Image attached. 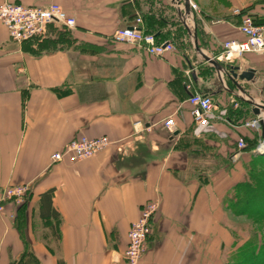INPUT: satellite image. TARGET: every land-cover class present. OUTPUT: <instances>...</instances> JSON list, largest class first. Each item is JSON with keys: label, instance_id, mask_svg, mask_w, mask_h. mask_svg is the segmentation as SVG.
I'll return each instance as SVG.
<instances>
[{"label": "crops", "instance_id": "0c3cea01", "mask_svg": "<svg viewBox=\"0 0 264 264\" xmlns=\"http://www.w3.org/2000/svg\"><path fill=\"white\" fill-rule=\"evenodd\" d=\"M5 1L58 3L77 26H50L44 36L18 43L0 21V189L30 186L24 202L8 203L0 214V264H128V232L151 201L159 208L139 264H224L234 243L224 197L251 156L238 141L259 142L262 128L242 122L254 106L237 96L233 76L197 52L188 30H197L200 47L216 59L224 41L244 39L234 9L264 22V3L222 0L229 4L225 15L201 8L198 24L193 15L185 26L183 0H169L179 8L178 41L165 34L172 25L159 6L167 0L0 5ZM138 17L144 30L172 40L174 50L153 56L114 42V30ZM218 61L254 69L252 81L237 82L256 101L264 95V53ZM194 92L214 100L205 125L193 120ZM170 117L172 129L164 124ZM80 135L107 136L112 144L85 160L51 161ZM48 190L56 214L44 216L41 195Z\"/></svg>", "mask_w": 264, "mask_h": 264}, {"label": "built area", "instance_id": "2783aa9c", "mask_svg": "<svg viewBox=\"0 0 264 264\" xmlns=\"http://www.w3.org/2000/svg\"><path fill=\"white\" fill-rule=\"evenodd\" d=\"M179 5L182 3L179 2ZM191 8L195 12L198 6L191 1ZM234 15L240 16V31L244 39H230L223 42L222 52L217 57L221 62L232 63L242 58L247 53H264V22H258L248 13H242V9H234ZM0 21L8 31L9 37L14 42H23L44 36L50 26L64 29H74L77 26L76 18L68 14L58 3L52 2L43 6L27 5L5 1L0 5ZM141 17L123 28L118 29L113 39L117 43L135 45L149 55L163 56L166 52L174 50L172 40H158L156 34L143 29ZM216 58V59H217ZM191 104L193 120L198 125L209 122L215 109V103L210 94L194 92L188 99ZM261 116L247 120L244 124L252 129L261 128ZM168 129L176 125L173 117L165 121ZM112 144L107 136L88 137L76 136L62 150L51 155L53 163L65 161L77 162L97 155ZM264 144L260 140L257 149ZM240 149L246 147L245 139L238 141ZM30 193L29 185H9L0 189V214L4 212L8 203H22ZM159 205L151 201L143 205L140 217L134 221L128 232V244L124 253L128 264H139L146 249V242L151 234L153 218Z\"/></svg>", "mask_w": 264, "mask_h": 264}, {"label": "trees", "instance_id": "16d2710c", "mask_svg": "<svg viewBox=\"0 0 264 264\" xmlns=\"http://www.w3.org/2000/svg\"><path fill=\"white\" fill-rule=\"evenodd\" d=\"M242 13H247V10L242 9ZM256 21L259 22V20ZM156 37L160 41L164 40L159 38L160 35L156 34ZM257 144L258 138H255L245 147L252 151V154L243 164L244 175L241 180L225 194L224 207L227 214L231 212L234 215L264 218V154L254 151L253 147ZM51 194L52 190H48L41 195V211L44 216L56 214L52 208ZM230 231L233 234L234 243L232 248L224 253V264H264V236L260 231L257 230V234L254 231L242 243H240L242 239L240 235L233 229Z\"/></svg>", "mask_w": 264, "mask_h": 264}, {"label": "rangeland", "instance_id": "374dc122", "mask_svg": "<svg viewBox=\"0 0 264 264\" xmlns=\"http://www.w3.org/2000/svg\"><path fill=\"white\" fill-rule=\"evenodd\" d=\"M157 1H163V0H157ZM191 1H193V0H191ZM254 1H260L262 4L264 3V0H254ZM197 6H198V13H200V9L202 8H205L207 11H209L210 9H212L213 11V14H217V16H222V15H225L226 13H227V9H228V6H229V4L228 3H226V2H224V1H222V0H220V2H222V4L225 6L224 7V10L223 11H221V10H219L220 8H221V6H220V8H219V5H217L216 3L217 2H215L214 0H194L193 1ZM162 4H160V6H159V9H161L163 12H166V17L168 18V20H169V22L171 23V27L169 28V30L167 31V32H165V34H166V36L168 37V38H171V39H178V41H180V40H182V33H181V31H177V29H174L173 30V25H182L181 24V20H180V18H179V8H178V5H177V3L175 2H173V3H171L170 4V2H169V0H167V3H166V6L164 5L165 4V2H161ZM222 5V6H223ZM264 5V4H263ZM68 14H70V15H72L71 13H69V11L66 9V8H64L62 5H60ZM219 10V11H218ZM248 11V10H247ZM222 13V14H221ZM247 13H249L251 16H253L256 20H259L260 21V19L256 16H254V15H252L251 14V12H247ZM255 14V13H254ZM195 15H196V23L198 24V19H199V17H197V13H195ZM200 16H202L201 15V13L199 14ZM198 15V16H199ZM257 15V14H256ZM235 17V16H234ZM240 18V17H239ZM230 20H232L233 22H235L236 21V23L237 24H239V22L241 21V19H240V21H238L237 19H230ZM262 20H264V19H262ZM125 27V26H124ZM120 28H123V27H118V28H116L115 30H114V32H113V34H112V39H113V37H114V35H115V33L118 31V29H120ZM166 37V38H167ZM164 38V37H163ZM113 41H114V39H113ZM115 42V41H114ZM117 43V42H116ZM179 43H181V42H179ZM179 46V45H178ZM257 97L259 98L258 99V101L259 102H261L262 104H264V95H261V94H258L257 95ZM247 102V101H246ZM248 103V102H247ZM250 104V103H249ZM260 114L261 115H259V116H261V119H263L264 120V109H260ZM256 117V115L254 114V112L252 111V112H250V113H247V115L246 114H243V116H241L240 117V119H242V122H246L248 119L247 118H249V117ZM264 139V138H263ZM262 139V140H263ZM260 142V141H259ZM259 142H258V144H259ZM258 144L255 146V147H253V149H254V151H256V153H263L264 154V150L262 149V148H260L259 150L257 149V146H258ZM251 152L252 151H250V155H251ZM17 185V184H16ZM21 185H26V184H21ZM231 226H229V225ZM226 225L232 230H234V232L235 233H237L238 235H240V237L242 238L241 239V242L240 243H242L247 237L249 238L250 237V235L254 232V231H256V234H257V230L258 231H260L262 234H263V236H264V218H262V217H260V216H247V215H234V214H232L231 212H229L227 215H226ZM239 244V243H238ZM232 248V246L230 247V248H228L227 250H229V249H231ZM226 250V251H227Z\"/></svg>", "mask_w": 264, "mask_h": 264}, {"label": "water", "instance_id": "95a60500", "mask_svg": "<svg viewBox=\"0 0 264 264\" xmlns=\"http://www.w3.org/2000/svg\"><path fill=\"white\" fill-rule=\"evenodd\" d=\"M183 2H184L183 24L185 26H187L189 23L188 22L189 18H192L193 15L195 16V13L191 8V0H183ZM194 22H195V19H194ZM188 31H189L188 33H189V35H190V37H191V39L195 45L197 52L206 61L211 63L218 71H222L228 77L233 76L234 81H236L237 88L239 89V91L242 92V95L237 94V96L254 106L253 111H254V114L256 116L261 115L260 109H264V104L256 101L253 97H251L248 93H246L245 89H243L242 86L237 82V80L252 81V78L254 77V72H255L254 69L249 68V69L241 71V67L239 65H232L229 67V69H227V67L224 66L223 64H221L217 59H215V58L207 55L206 53H204V51L202 50V48L199 45L198 35H197L196 29L193 32L190 30H188ZM260 126L262 128V137L264 138V120L263 119L260 121Z\"/></svg>", "mask_w": 264, "mask_h": 264}, {"label": "bare ground", "instance_id": "6f19581e", "mask_svg": "<svg viewBox=\"0 0 264 264\" xmlns=\"http://www.w3.org/2000/svg\"><path fill=\"white\" fill-rule=\"evenodd\" d=\"M261 148L264 150V144L261 146Z\"/></svg>", "mask_w": 264, "mask_h": 264}]
</instances>
